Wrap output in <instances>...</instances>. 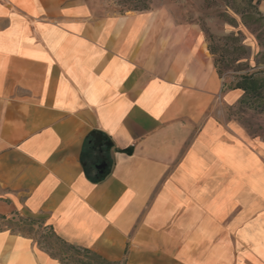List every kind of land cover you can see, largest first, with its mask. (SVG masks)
Returning <instances> with one entry per match:
<instances>
[{"label":"crops","instance_id":"0c3cea01","mask_svg":"<svg viewBox=\"0 0 264 264\" xmlns=\"http://www.w3.org/2000/svg\"><path fill=\"white\" fill-rule=\"evenodd\" d=\"M212 56L166 8L0 0V213L111 262L264 264L260 139ZM0 264L64 263L1 229Z\"/></svg>","mask_w":264,"mask_h":264},{"label":"rangeland","instance_id":"374dc122","mask_svg":"<svg viewBox=\"0 0 264 264\" xmlns=\"http://www.w3.org/2000/svg\"><path fill=\"white\" fill-rule=\"evenodd\" d=\"M89 1L110 12L166 8L176 22L196 25L206 38L224 88L229 83H236L243 74L264 75V0ZM239 99L231 106H219V117L222 121H236L248 135L259 138L252 145L245 144L250 150L262 153L260 158L264 162V110H261L259 100L247 98L240 102ZM18 214L28 217L17 210H11L5 215L10 220L0 218V229L12 228L30 234L39 248L58 253L64 250L72 257L83 258L81 254L77 255L61 247L52 235L49 236L43 224L22 223ZM96 263L93 261L90 264Z\"/></svg>","mask_w":264,"mask_h":264},{"label":"trees","instance_id":"16d2710c","mask_svg":"<svg viewBox=\"0 0 264 264\" xmlns=\"http://www.w3.org/2000/svg\"><path fill=\"white\" fill-rule=\"evenodd\" d=\"M225 86H226L225 89H241L243 91V95L239 99L240 102L245 101L247 98H254L255 100H259L260 101L259 102L260 108H261V110H264V102H263V99H264V96H263L264 95L263 94V91H264V75L258 76L255 74H243L236 83H234V84L229 83ZM98 164H102V169L106 170L111 165V159L109 158V156H107L106 154L103 153L102 155L98 156V160L96 162H94V166H96ZM105 173L106 172H94V177L99 179L101 177V175L105 174ZM18 215L21 217L20 219L22 220L21 221L22 223H27L28 225L34 224V223L43 224L45 230L50 234L49 236L52 235L60 243L61 247L65 248L66 250H68L72 253H75L77 255L81 254L82 257L84 258V259L83 258H77V256H76V258L72 257V256L66 254L67 251H64V250H62V251H60V253H58V252L48 251V250L42 248L43 250L48 252V254L51 257L59 260L60 262H62L64 264H90L93 261H96L98 264H124L123 262L108 261V260L104 259L103 257H101L100 255H98L96 252H94L88 248L68 243L67 241H65L61 237H59L53 231L52 227L44 224V222L42 220L32 218V217H23L20 214H18ZM0 218L5 219V220H10L5 215H0ZM4 230H8V231L13 232V233H20V234L28 235L36 243L35 238L30 234L21 233L20 231L17 232V231H14L12 228H4Z\"/></svg>","mask_w":264,"mask_h":264}]
</instances>
